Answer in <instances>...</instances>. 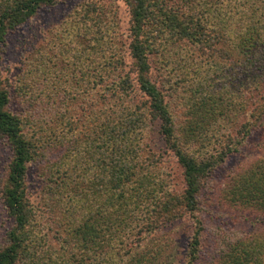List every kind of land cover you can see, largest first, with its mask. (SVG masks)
I'll use <instances>...</instances> for the list:
<instances>
[{"label": "trees", "instance_id": "16d2710c", "mask_svg": "<svg viewBox=\"0 0 264 264\" xmlns=\"http://www.w3.org/2000/svg\"><path fill=\"white\" fill-rule=\"evenodd\" d=\"M61 1L0 0V61L9 34ZM102 1H81L44 39L32 84L12 86L0 70V142L11 152L0 201L12 222L0 264H170L158 235L184 218L194 227L185 264H197L202 191L219 171L224 199L264 226V0H124L127 43ZM170 84L187 89L186 125ZM12 88L24 112L11 109ZM245 150L252 160L228 163ZM40 162L38 204L26 178ZM216 261L264 264V235L234 236Z\"/></svg>", "mask_w": 264, "mask_h": 264}, {"label": "rangeland", "instance_id": "374dc122", "mask_svg": "<svg viewBox=\"0 0 264 264\" xmlns=\"http://www.w3.org/2000/svg\"><path fill=\"white\" fill-rule=\"evenodd\" d=\"M83 0H62L55 6L44 9L33 18L30 22L25 24L22 28L9 34L6 40L5 52L0 61V70L8 82L12 86H16V81L22 83L27 81L30 84V76H26V73L31 69L37 50L43 45L44 39L50 35V41L53 34H55V27L63 20L69 11L77 6ZM105 1V2H104ZM105 4L112 3L115 6L116 12L119 18L121 31L124 34V41L127 43V29L129 14L128 9L125 6L124 0H103ZM106 5V6H107ZM34 60V61H33ZM174 67V66H173ZM152 75L157 76V73L152 71ZM173 82L177 85L180 80V72L176 71L172 75ZM32 84V83H31ZM175 84H170V92L166 97L169 104L172 106L173 114L178 124L186 125V120L192 121L191 117H188L186 111H183L185 107V98L188 96L187 89H184V94L179 87ZM180 86V85H179ZM35 90V88H34ZM36 91V90H35ZM37 93V91H36ZM11 109L13 111H25L28 103L22 98V101L18 99L16 93L11 90ZM189 105V102H188ZM34 106H32V109ZM40 117H43L42 111L39 109ZM49 116V115H48ZM157 129V127H156ZM155 131V130H154ZM156 132V131H155ZM157 148L163 153L164 159V171L168 173L173 180V183L181 188V170L178 168L175 159L169 151L165 149V145L159 139L156 134ZM247 158L240 156L232 157L228 162L239 163L242 160L250 161L255 155L247 153L245 150L244 155ZM11 159V152L8 146L4 142H0V177L3 175L7 164ZM47 163L33 164L28 168V174L26 178V184L28 187V195L31 201L39 204L41 196L43 195L42 185L39 182L38 176L43 177L46 173L45 169ZM215 181L209 179L207 186L204 187L201 196V210L197 214V218L201 220L204 231L202 232L201 251L200 258L197 264H218L216 261L217 254L223 249L225 243L232 239L234 236L241 234H254L258 236L264 235V226L255 228L250 225L246 220L248 215L246 211L237 210L232 207L229 201L224 199V193L222 192L227 181H224L225 173L219 171L215 176ZM12 225L11 220L7 217L4 207L0 201V246L4 243L5 234ZM193 223L189 218H184L181 222L175 223L170 227L167 232L158 235V241H161L166 245L164 256H170V264H185V253L187 251V245L190 241V237L193 232Z\"/></svg>", "mask_w": 264, "mask_h": 264}]
</instances>
